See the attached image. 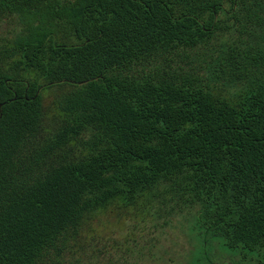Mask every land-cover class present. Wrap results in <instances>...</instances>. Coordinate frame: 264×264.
I'll return each mask as SVG.
<instances>
[{"label": "trees", "instance_id": "16d2710c", "mask_svg": "<svg viewBox=\"0 0 264 264\" xmlns=\"http://www.w3.org/2000/svg\"><path fill=\"white\" fill-rule=\"evenodd\" d=\"M157 201L264 264V0H0V264Z\"/></svg>", "mask_w": 264, "mask_h": 264}, {"label": "rangeland", "instance_id": "374dc122", "mask_svg": "<svg viewBox=\"0 0 264 264\" xmlns=\"http://www.w3.org/2000/svg\"><path fill=\"white\" fill-rule=\"evenodd\" d=\"M13 26L7 22L4 30L11 31ZM238 91L224 93L234 95ZM48 96L47 104H51L55 96ZM196 213V209L175 213L158 201L140 210L113 206L97 218L85 241L92 245L89 251L109 249L115 258L129 263L132 258L140 264H260L251 256L229 251L219 242L206 250L194 229Z\"/></svg>", "mask_w": 264, "mask_h": 264}]
</instances>
